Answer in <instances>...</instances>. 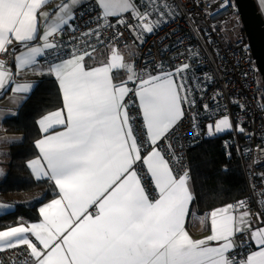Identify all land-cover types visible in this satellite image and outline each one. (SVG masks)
I'll use <instances>...</instances> for the list:
<instances>
[{
  "label": "snow or ice",
  "instance_id": "1",
  "mask_svg": "<svg viewBox=\"0 0 264 264\" xmlns=\"http://www.w3.org/2000/svg\"><path fill=\"white\" fill-rule=\"evenodd\" d=\"M84 2L64 0L49 12L50 0H0V57H14L15 75L31 70L54 77L62 96V108L37 121L43 135L34 142L38 155L27 163L35 181L50 183L55 198L39 207L38 221L0 230V253L23 249V264H264V226L253 227L246 202L197 216L189 170H177L183 157L170 142L161 150L184 120L185 106L196 105L185 75L190 64L137 70L119 50L124 33L118 26L139 40L174 18L175 10L165 4L169 11H162L157 0H87L95 27L76 36ZM66 31L73 34L67 43ZM100 46L110 55L92 66L88 61ZM17 47L24 50L16 54ZM121 72L126 79L117 82ZM10 85L18 107L34 88L15 83L0 58V96ZM229 129L227 115L207 125L208 135ZM235 130L245 133L239 125ZM9 207L14 204L0 203ZM193 219L210 221V234L193 238L186 228ZM255 219L264 225L260 213ZM245 232L255 245L246 252L234 240Z\"/></svg>",
  "mask_w": 264,
  "mask_h": 264
},
{
  "label": "built area",
  "instance_id": "2",
  "mask_svg": "<svg viewBox=\"0 0 264 264\" xmlns=\"http://www.w3.org/2000/svg\"><path fill=\"white\" fill-rule=\"evenodd\" d=\"M224 3L225 0H157L162 11H169L162 7L165 4L175 10L174 18L168 16L167 22H161L153 33L142 34L139 40L135 39V34L118 26L124 35L117 44L120 51L136 45L133 64L137 70L145 65L154 69L156 64H162L168 70L182 63L190 64L186 75L189 86L194 90L196 105L190 109L185 106L184 120L169 134L167 142H161L162 151L167 150V143L170 142L177 155L183 157L177 168L179 172L186 169L190 171L189 151L196 140L203 135L213 136L208 135L207 125H214V121L225 115L230 117L233 124L231 145L238 148L240 158L244 161L247 180V194L241 200L246 202L247 210L252 213L255 228L264 226L255 219V214L260 213V219L264 220V196L261 195L264 193V175H261L264 174L262 99L256 83L257 67L246 40L242 36L225 40V27L233 23L238 15L233 0H227V6L221 7ZM92 6L86 1L77 10V19L74 21L76 36L88 27H95L89 23ZM72 35L66 31L62 40L70 42ZM103 36L108 37L109 32H103ZM100 48L110 52L107 47ZM0 58L5 59L6 67L13 60V56L7 54ZM199 71L202 73L197 77ZM204 105L208 106L207 109ZM131 111L135 115L137 108L133 107ZM202 118L207 119L203 134L199 128ZM237 125L244 127L245 133L236 131ZM249 133L252 134L250 137ZM144 182L146 187L150 186V179ZM236 244L242 245L239 250L246 252L250 244L249 235H238ZM23 260V249L0 253V264H23Z\"/></svg>",
  "mask_w": 264,
  "mask_h": 264
},
{
  "label": "trees",
  "instance_id": "3",
  "mask_svg": "<svg viewBox=\"0 0 264 264\" xmlns=\"http://www.w3.org/2000/svg\"><path fill=\"white\" fill-rule=\"evenodd\" d=\"M241 36L245 40L243 32ZM201 73L197 72V77ZM60 108L62 96L58 84L53 77L46 75L36 81L34 89L18 108V114L3 121L6 133L20 135L21 139L8 149L7 173L0 182V200L14 204L11 213L0 217V229L16 226L19 222L37 221L39 206L55 198L50 183L35 181L27 163L38 154L34 142L42 134L37 121ZM206 121L202 118L199 123L201 134ZM232 137V132L212 137L203 135L189 151V175L195 197L193 209L199 215L241 200L247 194L244 161L238 148L231 145Z\"/></svg>",
  "mask_w": 264,
  "mask_h": 264
},
{
  "label": "crops",
  "instance_id": "4",
  "mask_svg": "<svg viewBox=\"0 0 264 264\" xmlns=\"http://www.w3.org/2000/svg\"><path fill=\"white\" fill-rule=\"evenodd\" d=\"M62 2H64V0H50V3L45 6L44 11L51 12L58 4H60ZM135 48H136V45H133L132 47L128 48L129 50L130 49H133L132 63H133V60H134ZM23 50L24 49L17 47L16 54H19V51H23ZM124 51H126V49L120 51L122 55H123V52ZM109 55H110V52H107V51H105V50H103L101 48L100 49H97L93 53V56L95 57V59L94 60H89L88 63L90 65H92V66H95L97 63L104 61ZM7 68L10 69L13 72V74H14V80H15V83H17V84L33 83L34 84V87H35L36 81L39 78H41L43 76H46V75L34 74L31 70H24V71H21L19 73V75H15L17 69L15 67L14 57H13V60H12L11 65L9 67H7ZM185 75H186V73H185ZM122 79H124L123 72H121L116 77L117 82H119V80H122ZM57 84H58V82H57ZM11 86L12 85L9 86V90H7L4 93L3 96H0V114H2V116H3V118L0 119V182H2L5 179L6 173H7L8 149H9V147L12 144H15V143L19 142L20 139H21V136L20 135L7 134L6 131H5V128L3 126V121L6 118H9V117L14 116V115H11L10 116L9 113L10 112H17L18 108L20 107V106L18 107L17 104L14 103V102H12V100H11V98L14 95L10 91ZM29 94H27V96ZM15 95H25V94H15ZM137 103H138V101H137ZM37 153H38V149H37ZM30 173H31V171H30ZM190 187H191V182H190ZM191 189H192V187H191ZM0 203L7 204V205H13L11 202H4L2 200H0ZM13 209H14V207L0 208V217L6 215L8 213H11L13 211ZM193 211L195 212L194 209H193ZM209 212L210 211H208L206 213H209ZM206 213H204L202 215H199V214L196 213V215L203 217ZM38 219H39V213H38ZM28 223H30V222H28ZM186 228L189 231L190 235L193 236V238H196V239L203 238V237L207 236L208 234H210V231H206L205 230V228L210 229V221H206V223H200L198 220L193 219L190 222L186 223ZM0 230H3V229H0ZM245 233H247L249 235V238H250V233H248V232H245ZM240 234H242V233H238L234 237L235 242H236L237 236L240 235ZM250 244L253 246V248L255 247L254 242L251 240V238H250Z\"/></svg>",
  "mask_w": 264,
  "mask_h": 264
},
{
  "label": "water",
  "instance_id": "5",
  "mask_svg": "<svg viewBox=\"0 0 264 264\" xmlns=\"http://www.w3.org/2000/svg\"><path fill=\"white\" fill-rule=\"evenodd\" d=\"M242 32L264 86V20L254 0H233Z\"/></svg>",
  "mask_w": 264,
  "mask_h": 264
},
{
  "label": "rangeland",
  "instance_id": "6",
  "mask_svg": "<svg viewBox=\"0 0 264 264\" xmlns=\"http://www.w3.org/2000/svg\"><path fill=\"white\" fill-rule=\"evenodd\" d=\"M254 1H255L256 5H257L259 13L261 14V16H262V18L264 20V3H262V0H254ZM234 22L231 23L228 27H225V31L223 32L225 40L229 39V38H233V39L240 38L241 33H242V28H241L242 26H241V24L239 22L238 16H237V19ZM132 54H133V49H130V50L126 49V51L123 52V56H124V59H125L126 62L132 63ZM123 74H124V79H126V73L123 72ZM256 83H257V88H258V91H259V97L261 99H263V101H262V109H264V86L262 84L261 77H260L258 72L256 74ZM263 115H264V111H263ZM216 121H214V124H215ZM232 131H233V129H229V130H226L225 132H222V133H214L213 135H215V136L216 135H221V134L232 132Z\"/></svg>",
  "mask_w": 264,
  "mask_h": 264
},
{
  "label": "clouds",
  "instance_id": "7",
  "mask_svg": "<svg viewBox=\"0 0 264 264\" xmlns=\"http://www.w3.org/2000/svg\"><path fill=\"white\" fill-rule=\"evenodd\" d=\"M245 38V37H244Z\"/></svg>",
  "mask_w": 264,
  "mask_h": 264
}]
</instances>
